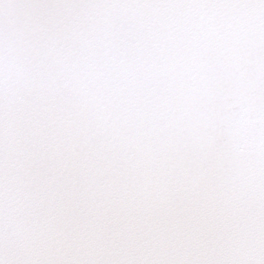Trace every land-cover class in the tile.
<instances>
[{"label": "snow or ice", "instance_id": "obj_1", "mask_svg": "<svg viewBox=\"0 0 264 264\" xmlns=\"http://www.w3.org/2000/svg\"><path fill=\"white\" fill-rule=\"evenodd\" d=\"M0 264H264V0H0Z\"/></svg>", "mask_w": 264, "mask_h": 264}]
</instances>
